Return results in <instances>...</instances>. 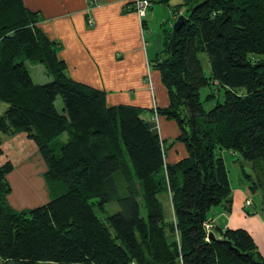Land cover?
<instances>
[{"label": "trees", "instance_id": "16d2710c", "mask_svg": "<svg viewBox=\"0 0 264 264\" xmlns=\"http://www.w3.org/2000/svg\"><path fill=\"white\" fill-rule=\"evenodd\" d=\"M172 13L183 22L152 61L168 106L147 110L108 107L104 92L72 81L38 14L0 0V133L34 143L53 189L48 203L13 211L4 184L13 166H0V264H264L248 232L221 231L211 216L232 208L222 151L264 175V0H181ZM28 64L50 81L35 83ZM205 87L215 90L201 101ZM146 113L177 125L186 158L165 163ZM112 202L119 210L106 215Z\"/></svg>", "mask_w": 264, "mask_h": 264}, {"label": "crops", "instance_id": "0c3cea01", "mask_svg": "<svg viewBox=\"0 0 264 264\" xmlns=\"http://www.w3.org/2000/svg\"><path fill=\"white\" fill-rule=\"evenodd\" d=\"M134 1L98 0L94 7L89 8L88 0H22L27 10L38 14L37 28L56 44L57 56L65 63L66 74L72 81L104 92L108 107L125 105L147 110L163 109L168 106V96L162 86L159 72L152 66V61L162 50L164 35L162 38L154 31L157 25L163 29L161 34H164L165 26L173 25L176 14H173L172 10L181 3V0L174 6L170 5L169 0L168 4H151L141 18L133 9ZM155 6L161 8L160 15L156 14L159 7L154 8ZM88 21L91 23L88 24ZM42 75L47 76L45 73ZM144 117L152 122L160 140L164 142V147L167 146L164 150L165 163L174 164L187 157L185 146L175 141L179 130L173 121L164 117L154 120L149 113ZM5 142L4 145L9 147L12 154L5 156L2 154L0 166L9 160L13 166L10 176L16 173L14 170L16 164L12 161H18V158L14 157L21 154L19 161L22 176L15 179L24 184L22 188L24 195L23 201L20 202L13 197L14 209L22 211L36 204L48 203L51 194L44 176L46 165L34 143L22 133L5 139ZM13 143L21 146L23 152L11 147ZM23 148L25 150H22ZM225 152L231 153L232 158L240 156L232 151ZM36 166L42 167L40 171L42 176L33 177L41 184L39 189L28 186L24 176V172L29 171L32 173L30 175L32 180V175L37 173ZM239 185L235 188L236 196L232 195L231 189L230 214H222L220 209H216L211 216L216 221L217 217L224 215L227 219L224 229H243L248 232L264 257V252L260 248L262 246L264 249V208L262 206L261 212L255 211L252 216H245L242 221H238L235 214L238 210V199L240 197L244 202L248 199L247 188L241 182Z\"/></svg>", "mask_w": 264, "mask_h": 264}, {"label": "rangeland", "instance_id": "374dc122", "mask_svg": "<svg viewBox=\"0 0 264 264\" xmlns=\"http://www.w3.org/2000/svg\"><path fill=\"white\" fill-rule=\"evenodd\" d=\"M179 1L180 0H169V3H170V5L174 6ZM156 7H159V6H155L154 8H156ZM158 11L159 12H157L156 14L160 15L162 13V10H161L160 7H159ZM171 27L167 24V26H165L164 30L171 32V30H172ZM161 31L163 32V29H161L159 26L155 25V31L154 32L155 33H159V35L163 38L164 34H161ZM153 39H154V37H153ZM151 43L153 44L152 41H151ZM152 47H153V45H152ZM200 58L202 59V64H203L204 71L207 72L208 69H209V66H208V64H207V62L205 60V57L203 55H201ZM27 67H28V70H29V72L31 74V77H32V79H33V81L35 83H37V84H45V83L50 81V78H47V76L42 75L44 72H43V69H42V67L40 65L28 64ZM43 77H45V78H43ZM214 90H215V87L202 88L200 90V100L203 101L205 96L207 94H209L211 91H214ZM217 99H221V98L218 96ZM214 103H215V100H212L211 102H205L203 104L204 110L208 111V110L212 109L214 107ZM55 105H56L57 110L60 112L62 110V100H61L60 97L56 98ZM6 108H7V105L2 103V102H0V115L5 111ZM146 115H147V113H146ZM2 135H4L5 137L3 138ZM12 137H14V136H7L5 134L0 133V146H1V148L3 147L2 148L3 156L8 155V154L9 155L12 154L9 151V147L7 148L5 146L6 145L5 144L6 143L5 139L12 138ZM63 142H65V136H62L59 139H56L54 141L55 144L63 143ZM16 146L17 145L14 144V143L11 144V147H13L15 150H17V148H18V150L21 151V146H19V147L18 146L16 147ZM165 149H167L166 145H165ZM22 150H25V149L23 148ZM20 151H16V152H20ZM21 152H23V151H21ZM1 155H0V157H3ZM230 155H231V157H230ZM221 156H222V158H223V160L225 162L224 164L226 165L225 167H226V170L228 172V178H229L230 187L233 190V194L232 195H235V196L237 195V189L235 190V188H238L240 186L239 183L241 182L243 185H245V188H247V192H246V194H247L246 197H248L247 200L252 202L251 203V205H252L251 207H246L245 206V202L239 197V199H238V210L235 213L237 215V220L238 221H242L243 217L252 216L255 211L261 212L260 210H261L262 206L264 208V175L261 173V171L260 172H257L258 170L254 171L251 168L250 162H247V161L243 160L240 156L238 158H236V157L232 158V154L231 153L228 154L225 151L222 152ZM14 158H18L17 159L18 161H12L14 164H16V166L14 168L16 173L13 174V176H10V174H12V173H9L8 174L9 176L7 175L5 177V180H4V184H6L7 188L9 189V191L5 195V202L7 203V205L13 211H19L17 209H14L12 204H15L14 203L15 201L13 200V197L18 202H20L21 200L23 201L22 196L24 195V193L22 191V188L24 187V184H22L21 182H17L16 179H15L17 177H21L22 176L21 165H20L21 161H19L20 158H21V154L15 155ZM236 160H239V162L236 161ZM7 161H9V160H7ZM7 161H5V162H7ZM41 169H42V167H37V166L35 167V171L37 173L35 175L34 174L32 175V180H30V175L32 173H29V171L28 172H26V171L24 172V176H25V179H26V182H27L28 186L30 185L33 188L35 187L36 189L40 188L41 184L38 182V180L37 181H36V179L34 180L33 177H35V176L38 177L40 175L42 176V172L40 173ZM243 173L248 174L251 177L250 181L245 179ZM252 183L253 184L255 183V188H254L255 191L254 190L252 191L250 188H248L249 186H251ZM25 187H26V185H25ZM49 191L53 194V189L49 190ZM234 191H235V193H234ZM11 201H12V203H11ZM161 203H162L164 209L167 211V203L165 202L163 197H161ZM39 206H42V204L41 205H37L36 204L33 207H30L29 209H33V208H36V207H39ZM105 210H106V215H113L119 210V208H118V205L115 202H112V203H109V204L106 205ZM215 210L216 209H213L211 214L212 213L214 214ZM263 217H264V214H263ZM260 248L264 252L263 247L260 246ZM257 251H258V253L261 256L262 254H261L260 250H257ZM261 258L263 259L264 257L261 256Z\"/></svg>", "mask_w": 264, "mask_h": 264}, {"label": "built area", "instance_id": "2783aa9c", "mask_svg": "<svg viewBox=\"0 0 264 264\" xmlns=\"http://www.w3.org/2000/svg\"><path fill=\"white\" fill-rule=\"evenodd\" d=\"M98 0H88V5L89 8H92L96 5ZM151 6V0H135L133 2V9L134 11L137 13V15L141 18L144 16L146 10ZM91 21H88V24H90ZM154 120L157 119L156 116L153 117ZM245 206L246 207H250L251 206V202L246 200L245 201ZM213 223L212 222H207L205 224V230H206V234L209 236V234L211 233L212 229H213ZM208 240V238H207Z\"/></svg>", "mask_w": 264, "mask_h": 264}, {"label": "water", "instance_id": "95a60500", "mask_svg": "<svg viewBox=\"0 0 264 264\" xmlns=\"http://www.w3.org/2000/svg\"><path fill=\"white\" fill-rule=\"evenodd\" d=\"M183 19L184 18L182 16L177 17L176 21L172 25V35H174L175 32L178 30V28L180 27V25L183 22ZM226 223H227V219L225 218L224 215H220L219 217H217L216 224H217L219 230L223 231ZM213 239H214V235L212 233H210L208 236V240L211 241Z\"/></svg>", "mask_w": 264, "mask_h": 264}]
</instances>
